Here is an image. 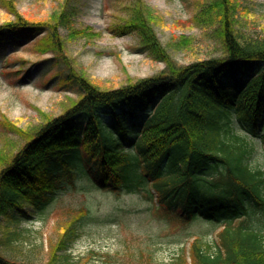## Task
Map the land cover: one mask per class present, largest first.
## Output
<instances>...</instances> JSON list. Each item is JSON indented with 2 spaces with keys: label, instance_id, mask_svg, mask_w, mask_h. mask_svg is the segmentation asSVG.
Returning <instances> with one entry per match:
<instances>
[{
  "label": "trees",
  "instance_id": "obj_1",
  "mask_svg": "<svg viewBox=\"0 0 264 264\" xmlns=\"http://www.w3.org/2000/svg\"><path fill=\"white\" fill-rule=\"evenodd\" d=\"M18 1L1 0L14 19L0 24V40L40 33L34 50L59 59L68 69L60 85L75 84L81 94L57 116L40 111L42 119L27 128L5 116L0 121L20 138L4 137L0 149V216L16 223L0 224V264H25L5 255L22 240L20 221L43 217L63 180L75 187L87 179L118 194L143 191L138 198L172 226L200 219L219 229L216 244L191 242L190 264H264V168L250 159L259 144L239 130L259 137L264 153V36L240 32L235 0H210L194 17L213 20L225 57L185 66L162 46L146 0H125L126 16L112 29L138 36L166 70L103 88L67 52L60 29L72 0H57L42 20L22 15ZM98 36L87 27L72 29L69 39ZM61 211L59 238L43 264H74L67 250L90 210Z\"/></svg>",
  "mask_w": 264,
  "mask_h": 264
},
{
  "label": "rangeland",
  "instance_id": "obj_2",
  "mask_svg": "<svg viewBox=\"0 0 264 264\" xmlns=\"http://www.w3.org/2000/svg\"><path fill=\"white\" fill-rule=\"evenodd\" d=\"M124 1L72 0L68 22L61 25L69 56L90 81H96L102 88L119 86L128 78L156 76L166 70L164 61L141 48L138 36L119 35L112 29L126 16ZM146 2L159 19L156 32L161 44L178 66L225 57L213 20L207 17L200 22L194 20L210 0ZM235 2L240 32L264 36V0ZM56 5L57 0H19L18 10L29 19L42 20L52 15ZM13 19L14 15L0 0V24ZM87 27L99 36L92 40L69 39L72 29ZM38 37L36 33H25L20 39L10 36L0 43V121L5 116L23 128L38 123L42 119L40 111L53 116L61 114L66 103L81 94L75 84L60 85L59 80L68 75V69L51 53L40 55L34 50ZM22 60L26 64L22 65ZM4 137L20 143L18 135L0 122V149ZM250 137L259 144L255 145L251 163L264 168L259 137ZM62 185L43 217L33 213L29 219L20 221L22 240L13 253L5 251L7 257L25 264L48 261L50 244L59 238L56 226L59 215L66 207L86 206L90 210L78 237L67 250L74 264H184L182 257L190 264V252L185 248L195 238L214 244L218 241L217 232L211 231L208 221L198 219L182 227L159 220L152 204L138 198L144 195L143 191L118 194L98 187L89 179L76 180L75 188ZM0 224L13 228L16 223L0 216Z\"/></svg>",
  "mask_w": 264,
  "mask_h": 264
}]
</instances>
